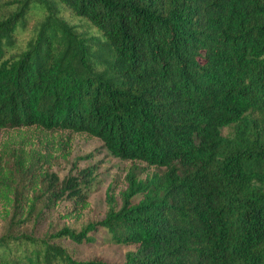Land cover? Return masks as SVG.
<instances>
[{"label": "trees", "instance_id": "trees-1", "mask_svg": "<svg viewBox=\"0 0 264 264\" xmlns=\"http://www.w3.org/2000/svg\"><path fill=\"white\" fill-rule=\"evenodd\" d=\"M54 1L100 33L104 53L48 15L7 55L41 2L14 0L0 19V130L86 134L162 171L129 169L119 205L108 195L103 219L80 231L1 235L0 264H109L56 243H91L98 229L135 246L120 264H264V126L248 116L264 115V0ZM90 173L55 180L77 204L73 219Z\"/></svg>", "mask_w": 264, "mask_h": 264}, {"label": "rangeland", "instance_id": "rangeland-1", "mask_svg": "<svg viewBox=\"0 0 264 264\" xmlns=\"http://www.w3.org/2000/svg\"><path fill=\"white\" fill-rule=\"evenodd\" d=\"M13 1L0 0V19L13 9ZM48 15L83 41L84 47H91L95 56L104 53V46L94 44L104 43V39L88 21L74 16L54 0H41L38 6L30 8L17 28L7 55L25 51ZM101 69L96 64L94 71ZM248 116L264 126V115L253 112ZM232 131V126L224 127L221 135L230 137ZM131 168L137 169L140 178L162 171L144 163L116 159L98 139L86 134L37 127L0 130V236L44 237L61 228L80 231L102 220L108 195L119 205L120 195L127 187L126 174ZM86 169L91 171L90 178L81 185L86 206L80 217L73 219L77 204L69 196L58 197L54 183L78 177ZM90 236L92 242L87 244L76 245L67 240L56 243L78 261L100 260L109 264L122 263L125 254L135 249L133 245L112 244L103 230L98 229Z\"/></svg>", "mask_w": 264, "mask_h": 264}]
</instances>
